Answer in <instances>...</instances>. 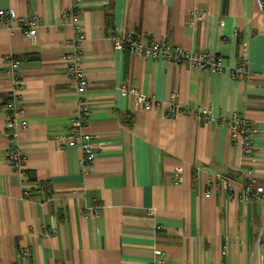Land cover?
Here are the masks:
<instances>
[{
    "label": "crops",
    "instance_id": "obj_1",
    "mask_svg": "<svg viewBox=\"0 0 264 264\" xmlns=\"http://www.w3.org/2000/svg\"><path fill=\"white\" fill-rule=\"evenodd\" d=\"M199 9L205 15L196 19ZM10 10L40 23L31 40L0 19V264H152L155 250L163 264H264V200H243L249 177L264 188V10L257 1L0 0V11ZM122 31L213 53L224 71L117 50L113 37ZM78 33L86 131L97 147L86 174L80 148L62 142L81 100L64 63ZM244 45L250 75L235 79ZM10 58L22 63L19 120L27 127L16 144L24 175L6 160L5 124L15 117ZM125 90L159 106L144 110ZM173 106L182 113L169 115ZM200 108L226 123H209ZM234 116L254 131L252 155L233 136ZM219 177L229 191L216 187Z\"/></svg>",
    "mask_w": 264,
    "mask_h": 264
},
{
    "label": "built area",
    "instance_id": "obj_2",
    "mask_svg": "<svg viewBox=\"0 0 264 264\" xmlns=\"http://www.w3.org/2000/svg\"><path fill=\"white\" fill-rule=\"evenodd\" d=\"M259 8L264 10V0H256ZM72 16V13H70ZM205 15L202 10H196L194 12L195 18H201ZM69 14L65 15L68 18ZM0 19L9 20L16 22L22 29L28 39H35L39 19L33 17L31 20L18 17L14 10L8 12L0 11ZM113 40L115 41V48L120 51H130L131 53L153 60H165L169 63H180L188 66L191 69L202 71L209 70L214 74H221L224 71V67L221 62V58L213 53H194L185 52L181 48L168 47L163 42H157L155 40L144 37V35H137L134 33H128L122 31L115 33ZM83 39L78 33L75 39H72V50L64 56V63L66 64V74L75 81L76 91L79 94L78 108L71 120L69 134L62 137L63 147L80 148L82 151V166L83 171L86 174L91 170L95 163L97 147L94 143L93 137L89 134L86 129L88 125L90 107L86 105L85 98L82 97L84 91L88 88V80L83 74L80 66V58L82 56ZM248 59L245 52V45L243 46V52L240 57L239 63L234 67L233 77L235 79H246L250 75L248 71ZM22 63L15 59L10 58L7 61V70L10 73L14 81V91L12 96L9 98L10 107L15 113L13 119L6 121L5 128L7 130V138L10 140L9 150L6 154V160L11 168L21 175L25 173V157L21 153L19 147L16 144L18 137V130L25 129L27 122L24 119L19 120V117L23 118V110L18 105L19 93L22 90L20 82V66ZM127 94H133L136 98V102L144 110H151L159 106L158 101L148 98L136 90H125ZM82 97V98H80ZM199 112L203 115V118L209 123L225 124L226 121L223 118L216 117L211 109L200 108ZM182 113L177 106H173L170 109L169 115ZM252 130L247 119L241 116H234L233 118V136L235 139H239L242 144V153L245 156L254 154L255 146L252 140ZM216 187L221 190L229 191L231 185L228 179L219 177L216 180ZM30 188L24 187V194L29 195ZM256 196L261 197L264 200V188L256 186V180L253 177H249L245 183L243 191V200L248 202ZM94 214H99V207H96ZM155 260L152 264H163L162 258L164 253L161 250H155Z\"/></svg>",
    "mask_w": 264,
    "mask_h": 264
},
{
    "label": "trees",
    "instance_id": "obj_3",
    "mask_svg": "<svg viewBox=\"0 0 264 264\" xmlns=\"http://www.w3.org/2000/svg\"><path fill=\"white\" fill-rule=\"evenodd\" d=\"M16 59V58H15ZM18 60V59H17Z\"/></svg>",
    "mask_w": 264,
    "mask_h": 264
}]
</instances>
